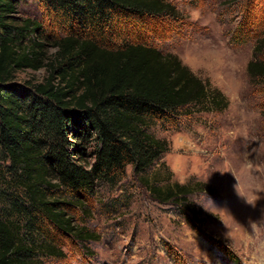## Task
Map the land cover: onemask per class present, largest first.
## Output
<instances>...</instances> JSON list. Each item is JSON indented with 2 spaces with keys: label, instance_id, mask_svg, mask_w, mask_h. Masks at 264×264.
I'll use <instances>...</instances> for the list:
<instances>
[{
  "label": "trees",
  "instance_id": "16d2710c",
  "mask_svg": "<svg viewBox=\"0 0 264 264\" xmlns=\"http://www.w3.org/2000/svg\"><path fill=\"white\" fill-rule=\"evenodd\" d=\"M22 1L0 0V264H44L65 257V236L94 239L69 212L86 209L97 183L118 185L127 168L139 178L159 164L170 148L153 126L229 107L209 79L142 41L158 33L156 22L176 17L170 2L39 0L60 37L15 17ZM49 37L58 48L52 58ZM42 68L45 83L14 82L18 71ZM248 73L263 81L264 63L251 60ZM85 141L94 143L90 168L79 163ZM139 180L160 203L182 204L187 217L188 197L202 188Z\"/></svg>",
  "mask_w": 264,
  "mask_h": 264
},
{
  "label": "rangeland",
  "instance_id": "374dc122",
  "mask_svg": "<svg viewBox=\"0 0 264 264\" xmlns=\"http://www.w3.org/2000/svg\"><path fill=\"white\" fill-rule=\"evenodd\" d=\"M166 1L176 17L156 22L158 33L146 32L142 41L177 55L229 100L221 113H194L151 128L170 151L140 176L195 191L200 184L188 197L190 216L182 204L157 201L129 167L118 185L97 183L86 209L69 212L75 228L95 238L81 242L65 236L60 241L65 257L44 258V264H257V245L264 248V79L250 76L248 64L264 63V0ZM14 16L64 35L39 0H23ZM47 44L52 58L58 48L51 37ZM48 76L45 68L24 69L14 82L27 87ZM81 144L85 155L79 163L90 168L94 143Z\"/></svg>",
  "mask_w": 264,
  "mask_h": 264
},
{
  "label": "clouds",
  "instance_id": "9594fccd",
  "mask_svg": "<svg viewBox=\"0 0 264 264\" xmlns=\"http://www.w3.org/2000/svg\"><path fill=\"white\" fill-rule=\"evenodd\" d=\"M257 199H259V197H257ZM246 203H248L251 206L255 207V202L254 201H246ZM249 229H250V226H249ZM256 255H257V264H259L260 259L264 258V248H260L259 245H257Z\"/></svg>",
  "mask_w": 264,
  "mask_h": 264
}]
</instances>
